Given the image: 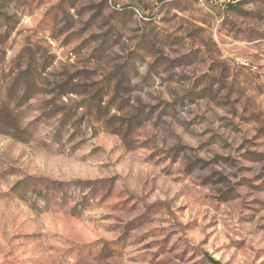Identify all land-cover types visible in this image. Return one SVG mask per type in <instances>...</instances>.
Segmentation results:
<instances>
[{"label":"rangeland","instance_id":"rangeland-1","mask_svg":"<svg viewBox=\"0 0 264 264\" xmlns=\"http://www.w3.org/2000/svg\"><path fill=\"white\" fill-rule=\"evenodd\" d=\"M3 108L0 264H264V0H0Z\"/></svg>","mask_w":264,"mask_h":264},{"label":"trees","instance_id":"trees-1","mask_svg":"<svg viewBox=\"0 0 264 264\" xmlns=\"http://www.w3.org/2000/svg\"><path fill=\"white\" fill-rule=\"evenodd\" d=\"M3 110H4V111H1V112H0V121H2V120L4 121V119H3V117H4V113L9 114V111H10V110H8V109H6V108H3ZM6 124L9 125L8 123H6ZM212 262H213L214 264H219L218 262H215V261H213V260H212Z\"/></svg>","mask_w":264,"mask_h":264}]
</instances>
